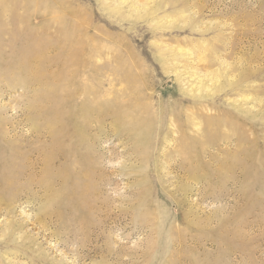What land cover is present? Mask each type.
Listing matches in <instances>:
<instances>
[{
  "label": "rangeland",
  "instance_id": "374dc122",
  "mask_svg": "<svg viewBox=\"0 0 264 264\" xmlns=\"http://www.w3.org/2000/svg\"><path fill=\"white\" fill-rule=\"evenodd\" d=\"M0 264H264V0H0Z\"/></svg>",
  "mask_w": 264,
  "mask_h": 264
},
{
  "label": "bare ground",
  "instance_id": "6f19581e",
  "mask_svg": "<svg viewBox=\"0 0 264 264\" xmlns=\"http://www.w3.org/2000/svg\"><path fill=\"white\" fill-rule=\"evenodd\" d=\"M181 71V70H180ZM175 74V73H174ZM186 76V75H185Z\"/></svg>",
  "mask_w": 264,
  "mask_h": 264
}]
</instances>
